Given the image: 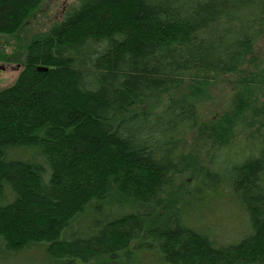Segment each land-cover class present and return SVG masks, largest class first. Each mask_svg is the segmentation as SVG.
I'll return each instance as SVG.
<instances>
[{"label":"trees","instance_id":"16d2710c","mask_svg":"<svg viewBox=\"0 0 264 264\" xmlns=\"http://www.w3.org/2000/svg\"><path fill=\"white\" fill-rule=\"evenodd\" d=\"M44 1L0 0V35ZM262 36L264 0H79L29 41L0 90V264H264V61L178 182Z\"/></svg>","mask_w":264,"mask_h":264},{"label":"rangeland","instance_id":"374dc122","mask_svg":"<svg viewBox=\"0 0 264 264\" xmlns=\"http://www.w3.org/2000/svg\"><path fill=\"white\" fill-rule=\"evenodd\" d=\"M78 2L79 0H45L14 34L0 35V90L11 86L16 80L22 69L20 61H22L29 41L47 33L55 24L62 20L68 9L72 5H77ZM263 61L264 36L255 43L253 54L249 58L247 65L242 67L237 74L225 76L214 87H211L209 101L200 110L203 121L202 127L199 132L189 131L185 139L184 149L190 156V169L185 173L186 175L179 179L178 182L180 184L191 181L199 172L200 167L206 165V155L208 156L215 147L214 143H212L214 130L209 126V121L223 115L230 109L233 102V82H247L250 80L257 71L255 66L261 65ZM176 96L177 94L175 93L171 95L172 98ZM168 98L169 94H166L158 100L154 99L148 103L149 105H146V108L156 113L163 108ZM180 186L182 185L177 184L176 189ZM143 258L130 264H140ZM146 258L150 259L149 256ZM26 263L39 264L36 259L27 260ZM16 264H22V262L17 260Z\"/></svg>","mask_w":264,"mask_h":264},{"label":"bare ground","instance_id":"6f19581e","mask_svg":"<svg viewBox=\"0 0 264 264\" xmlns=\"http://www.w3.org/2000/svg\"><path fill=\"white\" fill-rule=\"evenodd\" d=\"M8 88V87H7ZM5 89V88H4ZM3 90V89H2Z\"/></svg>","mask_w":264,"mask_h":264}]
</instances>
